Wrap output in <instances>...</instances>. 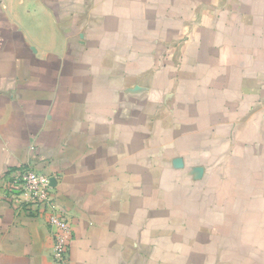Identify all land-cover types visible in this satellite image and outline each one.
Wrapping results in <instances>:
<instances>
[{"label":"crops","instance_id":"crops-1","mask_svg":"<svg viewBox=\"0 0 264 264\" xmlns=\"http://www.w3.org/2000/svg\"><path fill=\"white\" fill-rule=\"evenodd\" d=\"M25 166L64 264H264V0H0V264H59Z\"/></svg>","mask_w":264,"mask_h":264},{"label":"built area","instance_id":"built-area-1","mask_svg":"<svg viewBox=\"0 0 264 264\" xmlns=\"http://www.w3.org/2000/svg\"><path fill=\"white\" fill-rule=\"evenodd\" d=\"M12 174L7 186L10 197L20 208L28 209L33 214H48L55 242L54 257L59 264H64L71 248L73 228L66 212L55 198L51 176L36 171L31 166L22 167Z\"/></svg>","mask_w":264,"mask_h":264},{"label":"water","instance_id":"water-1","mask_svg":"<svg viewBox=\"0 0 264 264\" xmlns=\"http://www.w3.org/2000/svg\"><path fill=\"white\" fill-rule=\"evenodd\" d=\"M51 181H53V178H51Z\"/></svg>","mask_w":264,"mask_h":264}]
</instances>
